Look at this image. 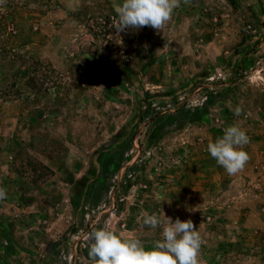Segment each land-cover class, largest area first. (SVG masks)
Wrapping results in <instances>:
<instances>
[{"label":"rangeland","instance_id":"1","mask_svg":"<svg viewBox=\"0 0 264 264\" xmlns=\"http://www.w3.org/2000/svg\"><path fill=\"white\" fill-rule=\"evenodd\" d=\"M78 2L0 3V264H91L98 228L151 247L145 212L191 219L199 264H264V0L120 33L123 0ZM231 125L236 175L207 151Z\"/></svg>","mask_w":264,"mask_h":264},{"label":"clouds","instance_id":"2","mask_svg":"<svg viewBox=\"0 0 264 264\" xmlns=\"http://www.w3.org/2000/svg\"><path fill=\"white\" fill-rule=\"evenodd\" d=\"M3 0H0L2 3ZM189 0H183L187 4ZM181 0H123L117 6L113 28L116 33L128 29L151 27L161 31L172 18ZM243 108L237 106L234 114L239 116ZM250 142L246 131L237 125L223 130V135L207 144V151L227 174L236 175L244 170L250 160L243 150ZM7 199V191L0 187V200ZM142 226L153 230L162 227L161 239L146 248L136 237L122 238L116 232L98 228L86 234L88 257L91 264H199L203 239L191 219L175 221L163 219L155 212H145Z\"/></svg>","mask_w":264,"mask_h":264},{"label":"crops","instance_id":"3","mask_svg":"<svg viewBox=\"0 0 264 264\" xmlns=\"http://www.w3.org/2000/svg\"><path fill=\"white\" fill-rule=\"evenodd\" d=\"M64 1L66 3L61 5V8L64 7V9L62 8V10L60 11V16H62L66 12V10H74L76 6L79 4V2L77 3V0H64ZM63 10L65 11L63 12Z\"/></svg>","mask_w":264,"mask_h":264}]
</instances>
